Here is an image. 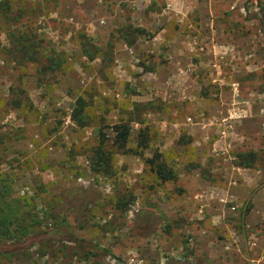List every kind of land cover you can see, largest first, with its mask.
Instances as JSON below:
<instances>
[{
	"label": "rangeland",
	"instance_id": "1",
	"mask_svg": "<svg viewBox=\"0 0 264 264\" xmlns=\"http://www.w3.org/2000/svg\"><path fill=\"white\" fill-rule=\"evenodd\" d=\"M20 41L36 47L38 61L26 60ZM83 41L109 57L92 59ZM178 52L195 68L184 94L167 84ZM48 55L61 67L49 69ZM80 96L89 104L86 128L71 118ZM238 102L252 103L253 120L264 122V0H0V206L26 217L5 240L63 220L77 239L38 244L1 263L264 264L263 126L241 144V154L256 156L248 170L216 174V182L201 169L214 182L194 190L185 172L201 164L182 134L168 140L164 125L220 119ZM200 103L207 109L194 113ZM121 123L132 125L128 148H138L143 132L148 147L142 156L116 154L111 176L95 174L90 155L100 132L113 141ZM155 154L175 181L157 180L148 163ZM120 200L126 210L117 209Z\"/></svg>",
	"mask_w": 264,
	"mask_h": 264
},
{
	"label": "trees",
	"instance_id": "2",
	"mask_svg": "<svg viewBox=\"0 0 264 264\" xmlns=\"http://www.w3.org/2000/svg\"><path fill=\"white\" fill-rule=\"evenodd\" d=\"M136 34L134 35V38L129 40L127 39V42L130 46L134 45L138 39V33L142 32V30H136ZM85 43V50H88L89 45L86 41H83ZM17 50L21 53H24L26 60L31 62H36V47L30 43L20 41ZM88 54L92 55V59H94L97 56H102L103 59H106L109 57V54L107 51L103 52L102 49H99L96 47L93 52L87 51ZM50 65H48L49 69H55L61 67V62L56 60L54 58V55H48ZM105 56V57H104ZM15 107L20 108L22 106L21 101L15 102ZM88 102L87 100L80 96L77 98L75 103V108L72 112V120L79 128H86L90 126L91 124V117L88 113ZM132 126L130 123H121L113 126V133H115V137L108 138L104 132H100L98 144L95 145L91 151L90 155V164H91V170L95 174H102L104 176H111L113 173L112 170V161L114 159V156L118 153H133L134 155H143V150H145L148 147V140L143 133L140 134V140L138 144L137 149H131L128 148L130 136H131ZM112 141V142H111ZM256 156L254 153L249 154H241L238 157V165L243 167H251L253 164V161L255 160ZM148 163L151 167V170L155 173V176L157 180H160L162 183L165 182H171L175 181L177 178L176 172L167 165L166 161H164L161 154H155L153 158L148 160ZM85 190L80 189L73 193V195L77 194L78 196L76 199H80L78 197H84ZM4 193V192H3ZM8 193V192H7ZM3 196H6L3 194ZM67 199L68 204L75 205V198L71 197L72 195H69V193L64 195ZM0 202L4 201V199H1ZM121 200H124V198H121ZM121 200L118 202L117 209L118 210H126L128 201L125 200L124 202H121ZM96 198H92V202H95ZM71 207V206H70ZM67 205V209H70ZM75 207V206H73ZM26 219V217L20 216V214H13L10 212V209L8 206H0V264L1 259L4 256L14 255L17 253H20L21 251H24L26 249H30L31 247L42 244V243H48V242H59V243H65V242H77L76 240H71V233L67 232L64 229L65 221H61L57 223L54 227L50 228L49 230L39 233V234H33L29 236H23L20 238H16L15 240H5V239H12V235L9 232L8 228L10 225H12L14 222L21 223L22 220ZM142 229L145 227H148L149 224H138ZM148 231V230H147ZM152 229L149 231L151 232ZM149 232H138L140 235H145ZM4 239V240H3ZM110 254L108 250H106ZM202 264V263H198Z\"/></svg>",
	"mask_w": 264,
	"mask_h": 264
},
{
	"label": "crops",
	"instance_id": "3",
	"mask_svg": "<svg viewBox=\"0 0 264 264\" xmlns=\"http://www.w3.org/2000/svg\"><path fill=\"white\" fill-rule=\"evenodd\" d=\"M185 53L186 52H178L177 56H174L177 60L172 61L171 65L173 66V69L170 73L172 77L167 80V84L171 86V89L177 88L178 91L180 93L182 91L183 94L186 93L188 89L193 88V85L191 84L193 83V81L188 80L186 73L187 71L195 70L194 67L190 68L188 63L186 62L188 56ZM185 63L188 65L187 67L190 68L189 70L185 68ZM177 80L179 81L177 82ZM153 85L159 86L160 84L154 82ZM235 105L243 108V110L248 111V116L246 119H243L241 121L228 119L229 113ZM204 109H207L205 105H193L194 113L202 112L204 111ZM255 112L256 111L252 103L245 102L241 104L238 102L236 104H232L231 108L227 112V115L220 119L214 118L207 120L204 118H199L201 116L200 115L194 118L187 117L183 121H171L168 124H164L170 133L169 137H167L168 140L174 139L173 137H171V133H174L175 131H177L179 135L182 134L184 139L187 141V144L190 145L193 154L195 155L193 161H195L196 159L195 162L202 165L197 166L196 169H190L185 172L190 173L192 180H194L193 183H190V187H193L194 190L203 187L208 188L209 185L212 184L213 180L217 182L218 179H215L217 177L216 174H219V176L221 175L220 177H224L225 172H228V170H230L232 174H236L239 171L249 169V167L238 165V157L241 155V144H246L247 141L250 142L251 140H255V137H257V135L261 133V126H263L264 128V122H261V118H258L259 120H253V118L256 117ZM213 132L216 136L213 135ZM176 137H178V135H176ZM208 150L210 152L209 154L211 159L207 154ZM218 160L227 161V164H225L224 166L227 165L228 168H225L218 163L217 165L213 164V162H216ZM233 160L235 162H232ZM205 161L207 162L205 163ZM201 169H204L206 173H213L211 176L213 180L208 181L207 177L203 178L202 176H200L198 171ZM243 178L245 181H248L247 176H244ZM228 180L231 186L236 185L232 183V180ZM207 197L208 195L206 193L198 194L199 201H207ZM228 197L234 199V195L230 196L228 193L222 196V198Z\"/></svg>",
	"mask_w": 264,
	"mask_h": 264
},
{
	"label": "built area",
	"instance_id": "4",
	"mask_svg": "<svg viewBox=\"0 0 264 264\" xmlns=\"http://www.w3.org/2000/svg\"><path fill=\"white\" fill-rule=\"evenodd\" d=\"M247 116H248L247 110H243V108L234 106V108L229 113L228 119L229 120H239V119L247 118Z\"/></svg>",
	"mask_w": 264,
	"mask_h": 264
}]
</instances>
